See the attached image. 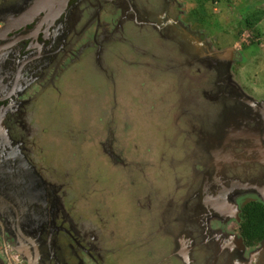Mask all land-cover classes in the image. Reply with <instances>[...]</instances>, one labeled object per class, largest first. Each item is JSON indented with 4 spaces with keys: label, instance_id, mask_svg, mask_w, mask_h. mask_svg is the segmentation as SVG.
Wrapping results in <instances>:
<instances>
[{
    "label": "flooded vegetation",
    "instance_id": "flooded-vegetation-1",
    "mask_svg": "<svg viewBox=\"0 0 264 264\" xmlns=\"http://www.w3.org/2000/svg\"><path fill=\"white\" fill-rule=\"evenodd\" d=\"M37 1L0 3V118H4L6 129L0 130V264H107L106 258L115 251V243L107 244L111 238L104 239L101 227L71 217L66 202L73 197L66 191V183L51 180L53 176L63 177L47 167L46 146L42 145L40 132L29 123L31 118L45 116L48 107L56 112L55 100H62L59 95L63 91L71 95L70 84L58 78L68 56L86 74L96 69L104 81L114 79V74L112 78L108 75L112 60L109 55L115 52L107 54L110 48L103 47L113 37L114 44L128 43L130 49L135 37L137 44L132 50L166 65L167 72L174 73L170 74L174 80L187 88L184 96L190 98L189 103L198 106L195 102L199 89L212 92L214 97L207 103L211 111H204L211 121L209 129L199 117L197 135L202 142H196L202 158L210 155V160L193 161L194 176L185 184L182 205L171 197L167 224L172 225L175 234L169 230L165 252H161L157 264L169 259L182 264H264V242L248 246L239 228L231 229L241 221L242 200L239 203L238 197L256 195L260 200L259 192L264 187V108L257 109L249 97L235 92L228 68L234 50H211L206 31L199 27L196 17L204 0H191L190 5H197L191 11L185 0H70L60 16L52 20L46 19L48 10L39 4L38 13L32 10ZM23 15V21L18 22ZM90 56L94 59L89 61ZM101 60H107V65ZM71 99L77 98L71 95ZM44 106L47 108L43 111ZM68 106L70 117L75 105ZM196 112L195 108L191 113L199 116ZM50 127H45L43 136L52 131ZM232 127L242 133L236 134ZM109 133L100 143L105 167L108 158L119 164L124 160L122 152L113 147V134ZM7 136L14 145L11 149L5 143ZM8 150L23 156L16 168L5 160ZM78 155L81 160L82 153L73 149L74 164ZM76 168L79 170L78 165ZM69 175L66 171L65 180ZM27 180H31L36 194L31 201ZM86 191L96 195L99 190L88 184ZM95 205L96 211L102 210ZM7 238L12 241L9 243ZM153 255L148 250L146 256Z\"/></svg>",
    "mask_w": 264,
    "mask_h": 264
},
{
    "label": "rangeland",
    "instance_id": "rangeland-1",
    "mask_svg": "<svg viewBox=\"0 0 264 264\" xmlns=\"http://www.w3.org/2000/svg\"><path fill=\"white\" fill-rule=\"evenodd\" d=\"M190 1L185 0L189 11L197 7L190 5ZM204 2V7H199L201 15H196L199 27L206 31L212 51L234 50V60L228 68L235 92L264 101V0ZM248 19L251 26L246 24ZM114 40L103 45L104 49L110 48L107 54L115 52L109 55L112 60L108 76L112 78L114 74V79L109 80L111 83L104 81L96 69L90 70L88 77L68 56L63 60L66 67L58 78L59 82L62 79L70 84L71 95L77 99L72 100L63 91L59 95L62 100H55L56 112L44 106L46 115L31 118L29 123L34 131L40 132L42 145L46 146L47 167L63 177L53 176L51 180L66 183L65 189L73 197L66 202L71 217L101 227L104 239L111 238L107 244L115 243L112 247L115 251L106 258V263L157 264L161 252H165L167 234L173 231L172 225L167 224L171 197L182 205L185 198H180L185 193V184L194 176L193 161L210 160V155L202 158L203 152L196 149V142L200 141L199 117L209 129L211 121L204 114L211 111L207 103L214 97L212 92L203 93L199 89L196 93L199 102H195L198 106L189 103L190 98L184 96L187 88L174 80L170 75L174 73L167 72L166 65L132 50L137 44L135 37L131 49L128 43L117 45ZM89 58V61L94 59ZM102 63L107 65V60ZM223 77L227 78V73ZM68 104L75 105L70 117ZM195 108L199 116L191 113ZM44 125H50L52 130L45 132V136ZM77 125L80 127L74 129ZM109 132L113 134V147L122 152L124 160L119 164L108 158L105 167L100 143L110 136ZM78 136L82 139H77ZM78 144L80 148L76 149ZM73 149L82 153L81 160L79 155L74 158L77 164L71 159ZM66 171L72 175L67 180ZM88 184L97 187L96 195L86 191ZM252 199L258 197L248 194L238 197L242 205ZM96 203L102 210H95ZM237 227L239 224L232 225L231 229L236 231ZM7 241L10 243L12 238ZM106 241L103 240L105 244ZM148 250L155 255L147 257ZM0 263H3L1 258ZM86 264L94 263L87 261ZM162 264L182 263L169 259Z\"/></svg>",
    "mask_w": 264,
    "mask_h": 264
},
{
    "label": "water",
    "instance_id": "water-1",
    "mask_svg": "<svg viewBox=\"0 0 264 264\" xmlns=\"http://www.w3.org/2000/svg\"><path fill=\"white\" fill-rule=\"evenodd\" d=\"M69 2H70V0H40V2L38 0L36 5L34 6V8H32V10L35 9L34 11L36 13H38L40 11V8L44 9V10L47 9L48 10V14H47V18L46 19L52 20V19H55L57 16H60V14L65 10V8H67ZM38 4L40 6L39 9H38ZM49 13H50V15H49ZM25 15H23L21 18H19L20 21H18V22H22L23 19L25 18ZM248 101L251 102V104H253L255 107H258L257 109H261V107L264 108V101H255L254 99H248ZM3 119H4L3 117L0 118V130H3L5 132L6 129H5V124L3 122ZM232 128H234V127H232ZM232 128H230V129H232ZM234 129H235V131L238 132L236 134L242 133V131L240 129H236V128H234ZM249 134H251V133H249ZM242 135H246V134L243 133ZM262 138H263V141H264V134H263ZM5 143L10 144L8 149H11L12 146H14L13 143H12V140H10L8 136H7V140H5ZM6 154H8V155H6ZM6 154H5V160L8 161L9 166L11 168H13V167L16 168L19 165L18 163L19 162L22 163V161H23L22 160L23 156L21 154H19V152H16V153H11L10 152L9 153L7 151ZM24 161H26V160L24 159ZM31 169H32V167H31ZM19 179L23 180L21 178V176H20ZM26 183H27L26 190L28 191L27 196H29V198H30L29 201H31V200H33V198L35 197L36 194L34 192H32L31 180H30V182H28V180H27ZM259 193H260V200L264 203V187H262V191H260Z\"/></svg>",
    "mask_w": 264,
    "mask_h": 264
},
{
    "label": "trees",
    "instance_id": "trees-1",
    "mask_svg": "<svg viewBox=\"0 0 264 264\" xmlns=\"http://www.w3.org/2000/svg\"><path fill=\"white\" fill-rule=\"evenodd\" d=\"M250 19L246 24L250 25ZM238 228L240 236L248 246L264 242V203L257 199L245 202Z\"/></svg>",
    "mask_w": 264,
    "mask_h": 264
},
{
    "label": "bare ground",
    "instance_id": "bare-ground-1",
    "mask_svg": "<svg viewBox=\"0 0 264 264\" xmlns=\"http://www.w3.org/2000/svg\"><path fill=\"white\" fill-rule=\"evenodd\" d=\"M56 34V33H55ZM219 56H221L222 58H223V55H219ZM1 146V145H0ZM7 150V149H6ZM8 152L10 153L11 152V150H8ZM28 252V251H27ZM29 254V253H28ZM29 258H31V257H29Z\"/></svg>",
    "mask_w": 264,
    "mask_h": 264
}]
</instances>
